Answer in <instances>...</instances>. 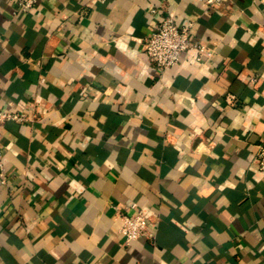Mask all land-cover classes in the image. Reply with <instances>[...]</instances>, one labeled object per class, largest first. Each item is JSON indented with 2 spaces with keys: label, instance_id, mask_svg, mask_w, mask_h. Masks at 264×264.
Instances as JSON below:
<instances>
[{
  "label": "crops",
  "instance_id": "obj_1",
  "mask_svg": "<svg viewBox=\"0 0 264 264\" xmlns=\"http://www.w3.org/2000/svg\"><path fill=\"white\" fill-rule=\"evenodd\" d=\"M0 0V264H264V0ZM210 48L159 75L167 17ZM1 171V170H0ZM143 214L150 240L127 241Z\"/></svg>",
  "mask_w": 264,
  "mask_h": 264
},
{
  "label": "built area",
  "instance_id": "obj_2",
  "mask_svg": "<svg viewBox=\"0 0 264 264\" xmlns=\"http://www.w3.org/2000/svg\"><path fill=\"white\" fill-rule=\"evenodd\" d=\"M222 0H206L207 12L221 4ZM36 0H20L19 7L23 12H28L34 7ZM192 25L180 27L174 17L167 16L160 23L159 27L146 39L141 41L143 52L148 56L149 60L155 65L159 75L165 70L179 63L183 52L188 50H196L198 60L202 58H210L213 52L206 45L197 41L191 33ZM26 117L22 114L0 110V139L2 136V128L6 122L25 121ZM256 159L260 171L264 174V146H260L256 153ZM0 180L6 182V173L2 164V152L0 150ZM123 225L120 232L126 237L127 241L154 238V233L149 227L148 219L143 214L135 217L127 215L122 216Z\"/></svg>",
  "mask_w": 264,
  "mask_h": 264
}]
</instances>
